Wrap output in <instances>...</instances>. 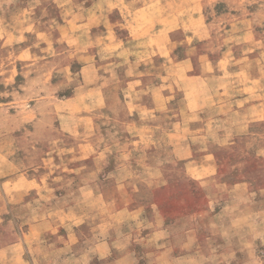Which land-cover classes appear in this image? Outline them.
Returning <instances> with one entry per match:
<instances>
[{
    "label": "rangeland",
    "instance_id": "obj_1",
    "mask_svg": "<svg viewBox=\"0 0 264 264\" xmlns=\"http://www.w3.org/2000/svg\"><path fill=\"white\" fill-rule=\"evenodd\" d=\"M0 264H264V0H0Z\"/></svg>",
    "mask_w": 264,
    "mask_h": 264
},
{
    "label": "crops",
    "instance_id": "obj_2",
    "mask_svg": "<svg viewBox=\"0 0 264 264\" xmlns=\"http://www.w3.org/2000/svg\"><path fill=\"white\" fill-rule=\"evenodd\" d=\"M222 77H220L219 76V79H221ZM222 94H226L225 92L224 93H222ZM237 102H244L243 100H238ZM220 108V107H219ZM200 121H203L202 119H200ZM230 144V143H229ZM212 156V154H210L209 152H205V153H203L202 154V157L204 158V159H208V158H210ZM206 176V175H205ZM204 175L203 176H201L200 178L202 179V178H204L205 177ZM235 188H241V189H239V190H244L245 191V196H247L246 195V185L245 184H242V185H238V186H236V187H233L232 189L234 190ZM228 190V189H227ZM122 212H128V210H124V211H122ZM152 215V219H150L149 220V218H146V220L145 219H142L141 221H142V223H144V222H146V223H152V225H153V228H151V232L150 233H152V232H164L165 231V233H167L166 231H168L169 230V228H165L164 226H163V223H162V221H161V218L159 217V215H157L156 213H154V214H151ZM218 216V215H217ZM151 218V217H150ZM100 257H102V255H99Z\"/></svg>",
    "mask_w": 264,
    "mask_h": 264
}]
</instances>
